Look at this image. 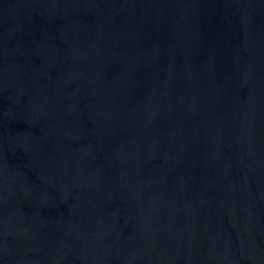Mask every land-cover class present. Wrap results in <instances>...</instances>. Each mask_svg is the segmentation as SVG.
Returning <instances> with one entry per match:
<instances>
[{
  "label": "water",
  "instance_id": "1",
  "mask_svg": "<svg viewBox=\"0 0 264 264\" xmlns=\"http://www.w3.org/2000/svg\"><path fill=\"white\" fill-rule=\"evenodd\" d=\"M136 264H264V0H81Z\"/></svg>",
  "mask_w": 264,
  "mask_h": 264
}]
</instances>
